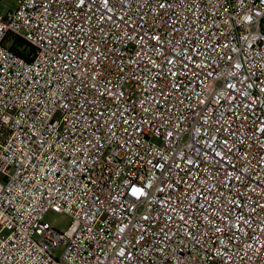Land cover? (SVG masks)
<instances>
[{"label":"built area","instance_id":"built-area-1","mask_svg":"<svg viewBox=\"0 0 264 264\" xmlns=\"http://www.w3.org/2000/svg\"><path fill=\"white\" fill-rule=\"evenodd\" d=\"M0 176V264H264V0H17Z\"/></svg>","mask_w":264,"mask_h":264},{"label":"rangeland","instance_id":"rangeland-1","mask_svg":"<svg viewBox=\"0 0 264 264\" xmlns=\"http://www.w3.org/2000/svg\"><path fill=\"white\" fill-rule=\"evenodd\" d=\"M17 0H2L0 3V16L5 15L7 11L14 9ZM1 178V176H0ZM45 222L49 223L58 231H65L70 225V218L65 214L60 213H48L44 218ZM62 253V249H57L54 251L55 257H59Z\"/></svg>","mask_w":264,"mask_h":264},{"label":"trees","instance_id":"trees-1","mask_svg":"<svg viewBox=\"0 0 264 264\" xmlns=\"http://www.w3.org/2000/svg\"><path fill=\"white\" fill-rule=\"evenodd\" d=\"M9 40H11V38L8 36L5 40V42L7 43ZM22 46H25V44L23 42H21L20 40H17V39H13L9 45V49L17 55H22L21 54L22 52L20 51Z\"/></svg>","mask_w":264,"mask_h":264},{"label":"snow or ice","instance_id":"snow-or-ice-1","mask_svg":"<svg viewBox=\"0 0 264 264\" xmlns=\"http://www.w3.org/2000/svg\"><path fill=\"white\" fill-rule=\"evenodd\" d=\"M80 2L83 3V0H80ZM132 192H133L134 195H136V194L141 193V190L139 188L133 187Z\"/></svg>","mask_w":264,"mask_h":264}]
</instances>
